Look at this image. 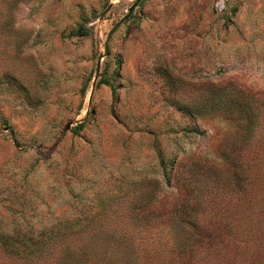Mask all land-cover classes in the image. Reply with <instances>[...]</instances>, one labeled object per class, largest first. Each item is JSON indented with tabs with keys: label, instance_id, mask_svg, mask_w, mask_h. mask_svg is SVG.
Here are the masks:
<instances>
[{
	"label": "rangeland",
	"instance_id": "obj_1",
	"mask_svg": "<svg viewBox=\"0 0 264 264\" xmlns=\"http://www.w3.org/2000/svg\"><path fill=\"white\" fill-rule=\"evenodd\" d=\"M135 1L0 0V264H264V0Z\"/></svg>",
	"mask_w": 264,
	"mask_h": 264
},
{
	"label": "trees",
	"instance_id": "obj_2",
	"mask_svg": "<svg viewBox=\"0 0 264 264\" xmlns=\"http://www.w3.org/2000/svg\"><path fill=\"white\" fill-rule=\"evenodd\" d=\"M144 0H136L135 4H139ZM134 7H130V13L133 11ZM216 96V97H215ZM213 99L218 98V93L215 91H212L210 96ZM246 98L244 92L241 90H235L233 93L227 92L225 93V98L221 100V102L226 101V104L228 105L226 108H229L230 110H224V114L232 118L236 123L240 125V127L244 128L245 131V136H249L251 133V127L250 124L254 120V111L250 108L248 102H243V99ZM219 102V100H218ZM225 104V102H224ZM245 118V119H244ZM192 132H197V129H191ZM158 158H159V163L162 166L163 170L162 172L166 174V164L163 158V155L160 153L158 150ZM229 162L232 164H235L234 161L232 160L231 155H228ZM235 169V168H234ZM237 182H239L238 187L241 189V179L240 175L237 178ZM192 205L189 200H186L184 198V195H179L178 197V202L175 205V212H177L178 220L181 223H184L186 226H192L194 227L193 219H191L190 216V209ZM59 231L56 229L55 231H52L50 233H40L38 235V238H34L28 240L30 241L29 244H22V246H15L11 244L10 237L2 234L0 235V239L2 240V244L4 246L9 247L11 251L16 252L17 254H21L23 256H37L40 255L46 247L42 246L44 242L48 241L49 237H58ZM10 242H9V241ZM79 253V252H77Z\"/></svg>",
	"mask_w": 264,
	"mask_h": 264
}]
</instances>
